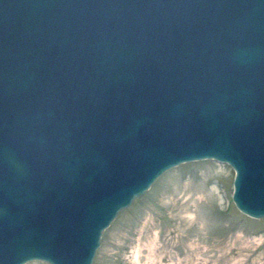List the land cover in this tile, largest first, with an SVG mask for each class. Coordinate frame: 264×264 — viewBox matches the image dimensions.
Instances as JSON below:
<instances>
[{
	"label": "water",
	"instance_id": "obj_1",
	"mask_svg": "<svg viewBox=\"0 0 264 264\" xmlns=\"http://www.w3.org/2000/svg\"><path fill=\"white\" fill-rule=\"evenodd\" d=\"M205 159L264 218V0H0V264H94L116 215Z\"/></svg>",
	"mask_w": 264,
	"mask_h": 264
},
{
	"label": "rangeland",
	"instance_id": "obj_2",
	"mask_svg": "<svg viewBox=\"0 0 264 264\" xmlns=\"http://www.w3.org/2000/svg\"><path fill=\"white\" fill-rule=\"evenodd\" d=\"M233 178L212 159L168 169L102 231L93 263L264 264V218L237 211Z\"/></svg>",
	"mask_w": 264,
	"mask_h": 264
},
{
	"label": "bare ground",
	"instance_id": "obj_3",
	"mask_svg": "<svg viewBox=\"0 0 264 264\" xmlns=\"http://www.w3.org/2000/svg\"><path fill=\"white\" fill-rule=\"evenodd\" d=\"M142 167H144V164L141 162L135 164L130 172L124 173V175H120L117 177L118 183L119 184L122 183L123 184L122 186H124V184L132 183V181H134V178L140 175V173L142 172V169H143ZM116 190H118V192L116 191L117 192L116 196L118 197L122 195L120 192H123V193L125 192V190L122 187H116Z\"/></svg>",
	"mask_w": 264,
	"mask_h": 264
}]
</instances>
